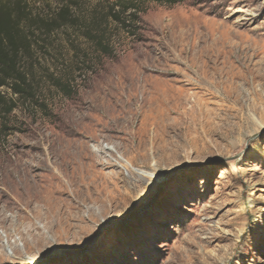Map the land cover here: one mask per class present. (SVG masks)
<instances>
[{"label":"rangeland","instance_id":"1","mask_svg":"<svg viewBox=\"0 0 264 264\" xmlns=\"http://www.w3.org/2000/svg\"><path fill=\"white\" fill-rule=\"evenodd\" d=\"M120 1L27 0L76 19L25 56L0 264H264V0Z\"/></svg>","mask_w":264,"mask_h":264},{"label":"trees","instance_id":"2","mask_svg":"<svg viewBox=\"0 0 264 264\" xmlns=\"http://www.w3.org/2000/svg\"><path fill=\"white\" fill-rule=\"evenodd\" d=\"M185 1H120L112 7L109 15L114 21L127 27V20L136 16V9L142 3L154 2L173 7ZM132 10L135 12H131ZM58 17L59 20L54 18L50 21L36 17L30 10L27 0H0V138L8 134L10 116L17 108V101L34 97L29 67L24 65L25 56L31 54L35 45L33 37L36 33L48 37L53 31L61 29L65 22L69 20L73 22V19H76V16H71L69 7L63 8ZM61 21L64 24L60 23ZM87 34L103 50L108 48L104 43L103 33L90 35L91 32H88ZM60 86L70 89L68 85ZM5 91H10L16 99L7 97Z\"/></svg>","mask_w":264,"mask_h":264}]
</instances>
